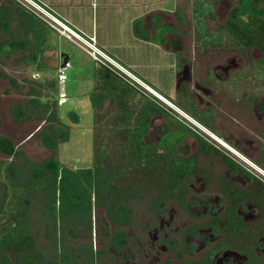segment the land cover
Returning a JSON list of instances; mask_svg holds the SVG:
<instances>
[{
  "label": "rangeland",
  "instance_id": "374dc122",
  "mask_svg": "<svg viewBox=\"0 0 264 264\" xmlns=\"http://www.w3.org/2000/svg\"><path fill=\"white\" fill-rule=\"evenodd\" d=\"M197 1L199 0H181L180 9L175 18L181 23L178 28L180 27L181 30L182 43L187 48L185 54H193L197 56V60H202L205 64L202 67L204 72L208 70L205 56L220 54L237 56L243 53L262 55L257 48L240 52L225 46L224 49L218 46L209 48L200 46L196 38L197 24L194 21V8ZM204 2L212 7L211 12L206 15L205 24L211 30L217 31L227 22L239 0H204ZM0 8L8 18L6 20L8 25L6 22L0 25L1 49V45L9 42L13 34L20 42L19 34L28 28V24L21 23H26L28 17L31 19L34 17L29 10L15 0H0ZM45 25L48 27L50 47L46 48L40 61L41 69L44 71L38 72L34 64H29L25 60V56L31 55L29 51L15 49L8 57L0 54V137L10 139L19 153L10 157L0 152V164L3 163L2 167L0 166V205L7 200L6 192H12L14 189L9 184L19 186L31 182L35 185L34 193L28 198L29 204L22 207V212L24 222L36 241L35 248L44 255L47 264H55L57 257L61 255L66 256L72 264H148L143 259L144 246L152 241L150 233L161 226L160 217L166 211V208L162 210L160 205L156 206L159 193L152 179L146 182L141 177H136L138 186L128 190L133 185L132 178L116 179L113 175L111 182L109 169H104L103 190L110 191L115 186L120 189L123 196L120 205L126 211L124 215L129 221L127 225L117 228L112 225V220L107 217L105 211L97 205L95 198L91 200L86 190L80 193L81 198L78 202L74 200L65 203L56 202L53 184L51 182H46L44 186V183L40 184V181H48L50 175L45 174L46 177L41 180L34 177L36 172H45L42 165L53 158L71 172L93 167L95 126L98 115L94 99L92 100L96 81L95 63L92 57L86 52L81 41L73 42L61 37L47 23ZM172 29L170 25H163L159 33L160 35L170 33ZM63 53L70 57V68L66 70L68 81L63 86L58 85V93L63 88L67 96L64 106L58 108L64 123L60 125L48 120L49 111L55 110L52 102L56 98V92L49 88L45 89L40 84L47 80H58V70L62 62L60 55ZM204 75L205 73H202L201 76ZM32 90L43 94L42 104L32 101L36 98L34 95L36 92L32 93ZM141 90L144 89L141 88ZM105 97H100L104 102V109L100 112L107 111L109 106V99ZM173 103L211 132L224 138L221 131L218 132L222 129L205 123L201 120L202 116L199 118L195 115L193 109L190 108L191 102L185 104L174 100ZM165 109L168 111L167 108ZM174 114L173 116L169 113L173 119L165 114H158L150 120L151 126L148 129H151L153 125L168 128L166 132L163 131L164 135L160 145L162 147L187 134L185 127L178 128L183 123L180 122L175 112ZM107 124L108 121L97 127L102 140L104 139L106 143L109 142L110 137V133L107 130L104 131ZM50 126L52 127L51 135L57 142L55 151L47 149L40 139L42 131ZM58 129L63 132V135L59 136L56 133ZM174 129L177 130L173 131ZM150 133L146 134V137ZM158 135V132H154L155 142L151 145H155ZM188 136L182 149L193 151L197 149L195 137L189 132ZM214 148L217 150V147L214 146ZM115 150H117L115 147L110 148V154H113ZM219 150L225 149L220 145ZM65 184L67 186V183ZM12 198L10 195L8 200ZM168 204L170 205L167 211L176 206L172 201ZM117 231L125 233L124 237L119 238L118 241H116ZM122 241L124 244H119ZM128 253L131 258L128 257Z\"/></svg>",
  "mask_w": 264,
  "mask_h": 264
},
{
  "label": "flooded vegetation",
  "instance_id": "af4514ba",
  "mask_svg": "<svg viewBox=\"0 0 264 264\" xmlns=\"http://www.w3.org/2000/svg\"><path fill=\"white\" fill-rule=\"evenodd\" d=\"M182 41L172 46L178 52L177 92L166 98L191 102L195 115L222 129L224 138L189 117L229 149L216 150L192 130L197 149H182L188 132L177 143L171 154L185 165L182 178L174 189L162 184L164 198L157 204L170 216L161 215L143 259L148 264H264V51L253 47L249 51L257 48L262 55L205 56L204 72V62L185 54ZM166 128L153 125L144 142L154 144L158 132L152 146L160 147ZM171 201L176 206L167 211ZM119 234L125 233L117 231L116 241Z\"/></svg>",
  "mask_w": 264,
  "mask_h": 264
},
{
  "label": "trees",
  "instance_id": "16d2710c",
  "mask_svg": "<svg viewBox=\"0 0 264 264\" xmlns=\"http://www.w3.org/2000/svg\"><path fill=\"white\" fill-rule=\"evenodd\" d=\"M1 9L0 25L8 19ZM211 10L212 7L205 3L204 0H199L195 3L194 21L197 24L196 38L199 44L205 47L245 48L246 51L257 47L264 51V0H239L231 11L227 22L217 31L211 30L205 24L206 15ZM30 14L34 18L28 17L26 23H21L28 24L25 32L23 31L22 34L19 32L21 41L19 42L16 35L13 34V38L9 42L1 45L0 54L8 57L15 49L29 51L31 55L25 56V60L29 64H34L38 72H42L44 70L41 69L42 64L40 61L46 48L50 47L48 27L44 21L32 12ZM19 21L22 22L21 20ZM6 25H8L7 22ZM95 79V92L92 100H95L93 102L98 115L95 126L93 167L82 169L78 172H71L62 167L58 160L53 158L45 165H42L45 172H36L34 177L41 180L46 177L45 174L50 175L48 181H40V184L44 183L43 186L46 182L53 184L56 202L65 203L72 200L78 202L80 201L79 198H81L80 193L86 190L89 192L91 200L93 197L95 198L97 205L105 211L109 219L119 226L127 225L129 221L124 215L126 211L120 205L123 197L122 192L119 191L120 189L115 186L110 191L103 190L104 169H109L108 174L111 182L113 181V175L115 177L117 175L118 178L124 180L128 177L132 178L134 180L133 185L128 190L132 189V187L135 189L138 186L136 177H141L146 182L152 179L159 193L156 198V202L159 203L160 199L164 198L165 192L162 184L166 182L168 187L174 189L177 181L182 178L180 167L185 165L179 164L178 159L174 158L171 152L175 151L177 143L184 136L169 142L164 147L148 146L143 138L148 133L151 118L158 114H165L172 118L169 115L170 112L167 113L166 109L159 106L156 103L157 101L148 97L140 87H136L125 80L117 70L95 62ZM58 83L57 79H53L47 80L40 85L45 89L49 88L56 92V98L52 102L55 110L49 111L48 120L64 125L58 108L60 109V107L64 106L67 101L60 104ZM35 92V90H32V93ZM34 95H36V98L32 101L42 104L41 98L43 94L36 92ZM101 96H106L109 99V106L105 112H100L104 109V102L100 98ZM47 107H49L48 104ZM171 115L174 116V114ZM106 121H108V124L105 125L104 131L107 130L110 133L109 142L107 143L104 139L102 140L97 128L99 124L101 126ZM180 126L185 127L187 132L193 133L185 124ZM51 128L50 126L44 129L40 139L47 149L55 151L57 142L51 135ZM56 133L59 136L63 135L60 129ZM113 147L117 150L110 154V148L113 149ZM0 152L10 157L19 154L13 142L6 137H0ZM2 165L3 163L0 164L1 167ZM65 183H67V186ZM9 185L13 186L14 189H12V192H6L5 197L7 200L3 205H0V264H47L44 255L35 248L36 241L24 222L22 212V207L25 204H29L28 198L34 193L35 185L31 182L19 186ZM160 194L162 195L161 197ZM10 195L13 197L12 200H8ZM124 235L119 234L118 238H122ZM55 264L72 263L66 256L61 255L57 257Z\"/></svg>",
  "mask_w": 264,
  "mask_h": 264
},
{
  "label": "crops",
  "instance_id": "0c3cea01",
  "mask_svg": "<svg viewBox=\"0 0 264 264\" xmlns=\"http://www.w3.org/2000/svg\"><path fill=\"white\" fill-rule=\"evenodd\" d=\"M34 1L51 8L87 40L93 39L98 48L153 90L167 98L175 96L178 52L171 46L182 38L181 23L175 18L181 0ZM163 25H170L172 31L160 35Z\"/></svg>",
  "mask_w": 264,
  "mask_h": 264
},
{
  "label": "built area",
  "instance_id": "2783aa9c",
  "mask_svg": "<svg viewBox=\"0 0 264 264\" xmlns=\"http://www.w3.org/2000/svg\"><path fill=\"white\" fill-rule=\"evenodd\" d=\"M19 4H21L23 7L28 9L30 12H32L34 15H36L38 18H40L42 21L47 23L52 29H54L59 36H63L73 42L76 40H79L82 42V45L84 46L86 52L92 57V59L101 65L104 66H111L110 68L117 70L120 72L121 76L133 84L134 86H138L142 89H144L146 92L145 94L153 98L154 100L160 102L163 105H165V108L170 111L171 114H173V111H178L180 114H178V119L185 124L189 129L194 131L196 134L200 135L204 139H206L208 142L213 144L215 147L219 149L220 145L224 149H229L228 146L223 143L221 140H219L217 137L213 136L210 132H208L205 128L201 127L197 122L192 120L188 115L184 114L180 110H178L167 98H165L162 94L154 91L152 88H150L148 85H146L144 82H142L139 78L134 76L132 73H130L128 70H126L124 67H122L119 63H117L115 60H113L111 57H109L103 50L98 48L95 45V42L93 39L87 40L84 38L79 32L75 31L69 24L61 21L58 19L52 12V9L46 6H42L39 3L35 2L34 0H15ZM70 68V64L67 63V65L59 70L58 75V82L60 86L65 85V83L68 81V77L66 75V70ZM59 101L60 104H63L67 101V96L63 88L60 89L59 92Z\"/></svg>",
  "mask_w": 264,
  "mask_h": 264
},
{
  "label": "water",
  "instance_id": "95a60500",
  "mask_svg": "<svg viewBox=\"0 0 264 264\" xmlns=\"http://www.w3.org/2000/svg\"><path fill=\"white\" fill-rule=\"evenodd\" d=\"M60 58L62 59V64L60 65V68L63 69L69 62V55L63 53L60 55Z\"/></svg>",
  "mask_w": 264,
  "mask_h": 264
},
{
  "label": "clouds",
  "instance_id": "9594fccd",
  "mask_svg": "<svg viewBox=\"0 0 264 264\" xmlns=\"http://www.w3.org/2000/svg\"><path fill=\"white\" fill-rule=\"evenodd\" d=\"M93 60V59H92ZM95 62V61H94ZM70 64V62H68ZM59 73V72H58ZM142 81V80H141ZM143 82V81H142ZM145 83V82H144ZM146 84V83H145ZM147 85V84H146ZM150 87V86H149ZM151 88V87H150ZM153 89V88H152ZM155 91V90H154ZM59 95V94H58ZM165 97V96H164ZM166 98V97H165ZM59 99V98H58ZM153 99V98H152ZM156 101V100H155ZM160 103V102H159ZM172 103V102H171ZM173 104V103H172ZM162 106V104H161ZM165 109V105L162 106ZM176 107V106H175ZM177 108V107H176ZM178 109V108H177ZM179 110V109H178ZM181 111V110H180ZM177 115L180 114L178 111H174ZM173 112V114H174ZM183 112V111H181ZM184 114H186L185 112H183ZM175 115V114H174ZM187 115V114H186ZM189 116V115H188Z\"/></svg>",
  "mask_w": 264,
  "mask_h": 264
}]
</instances>
